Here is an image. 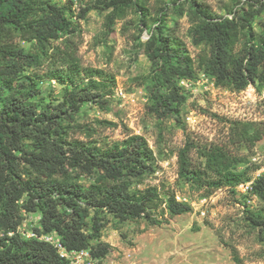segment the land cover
Returning <instances> with one entry per match:
<instances>
[{
	"label": "trees",
	"instance_id": "1",
	"mask_svg": "<svg viewBox=\"0 0 264 264\" xmlns=\"http://www.w3.org/2000/svg\"><path fill=\"white\" fill-rule=\"evenodd\" d=\"M171 2L90 0L77 12L73 0H0V264H71L54 243L40 238L50 233L69 251L88 249L93 258H103L112 249L101 240L104 213L121 224L160 226L169 216L192 210L170 185L149 182L160 166L144 135L127 131L124 139L111 140L101 128L115 122L79 119L85 104L108 109L117 85L115 75L82 64L79 21L91 9L107 11L109 30L131 10L138 12L137 40L153 64L149 110L160 120V134L165 120L181 121L183 79L203 72L235 92L264 87V0H238L241 6L227 15L215 12L208 0ZM171 11L188 17L193 42L201 48L197 57L177 25H169ZM144 29L150 33L146 41L140 38ZM149 77L137 78L139 85ZM46 80L64 86L62 99H42L39 84ZM263 138L264 126L252 120L234 122L223 144L198 147L188 138L177 154L178 178L207 197L255 179L251 192L264 200V171L255 176L261 165L232 147L252 151ZM240 164L245 167L239 169ZM26 212L41 214L37 236L20 231ZM248 219L264 231V217L250 214ZM231 251L240 263L237 248Z\"/></svg>",
	"mask_w": 264,
	"mask_h": 264
},
{
	"label": "rangeland",
	"instance_id": "2",
	"mask_svg": "<svg viewBox=\"0 0 264 264\" xmlns=\"http://www.w3.org/2000/svg\"><path fill=\"white\" fill-rule=\"evenodd\" d=\"M61 2L65 0H59ZM76 11L89 4L90 0H73ZM181 0H179L180 2ZM152 0V4H160ZM173 5L171 0H165ZM165 3L160 5H165ZM215 12L227 15L232 7H240L238 0H208ZM107 11L91 9L85 19L79 21L82 28L80 56L86 67L103 68L115 75L117 85L109 98L108 109L88 103L79 114L81 122L95 123L108 119L115 126L101 128L102 134L111 140H122L129 132L144 135L159 160V170L151 184L166 183L175 190L178 200L188 202L192 210L169 216L170 221L160 226L148 225L144 221L119 223L107 213L102 241L109 242L112 249L103 258H86V264H264V231L256 229L248 219L250 214L264 217V200L249 192H237L222 188L207 197L191 183L178 178L177 154L188 138L197 146L229 142L231 126L237 120L261 122L264 126V87L260 90L249 85L235 92L217 86L203 72L196 79H183L186 100L180 107V120L175 117L164 121L165 129L160 134V122L149 110L150 91L153 81V64L139 45L136 23L138 12L133 9L124 21L117 22L115 30L105 25ZM126 22L127 28H123ZM169 25H177V33L187 43L189 52L197 57L200 46L195 45L190 33L188 17H179L170 12ZM255 28L261 31L259 22ZM149 29H144L140 38L146 41ZM26 46L28 44H25ZM149 77L143 85L137 78ZM42 99L58 100L64 96L65 88L55 80L39 84ZM240 154L248 156L261 165L256 173L264 171V138L256 143L254 150L235 144ZM198 157V149L193 150ZM245 164H240L243 169ZM20 231L25 237L37 236L41 229V214L26 212ZM40 238L56 244L55 233L42 234ZM98 241H93L96 244ZM239 252L237 263L231 247Z\"/></svg>",
	"mask_w": 264,
	"mask_h": 264
},
{
	"label": "built area",
	"instance_id": "3",
	"mask_svg": "<svg viewBox=\"0 0 264 264\" xmlns=\"http://www.w3.org/2000/svg\"><path fill=\"white\" fill-rule=\"evenodd\" d=\"M261 172H259L257 175H259ZM254 180H251L247 183H242L238 185L235 190L239 192L249 193L253 189V183ZM48 240V239H47ZM53 243V242H52ZM55 246L58 248L60 254L63 257H66L70 260L71 264H86V258L92 257L90 254V251L88 249L83 250H67V248L60 242V239L58 242H56Z\"/></svg>",
	"mask_w": 264,
	"mask_h": 264
}]
</instances>
